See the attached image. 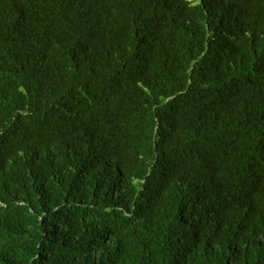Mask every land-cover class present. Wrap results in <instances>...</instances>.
<instances>
[{
  "label": "trees",
  "instance_id": "16d2710c",
  "mask_svg": "<svg viewBox=\"0 0 264 264\" xmlns=\"http://www.w3.org/2000/svg\"><path fill=\"white\" fill-rule=\"evenodd\" d=\"M0 264H264V0H0Z\"/></svg>",
  "mask_w": 264,
  "mask_h": 264
},
{
  "label": "rangeland",
  "instance_id": "374dc122",
  "mask_svg": "<svg viewBox=\"0 0 264 264\" xmlns=\"http://www.w3.org/2000/svg\"><path fill=\"white\" fill-rule=\"evenodd\" d=\"M190 1H193V0H190Z\"/></svg>",
  "mask_w": 264,
  "mask_h": 264
}]
</instances>
